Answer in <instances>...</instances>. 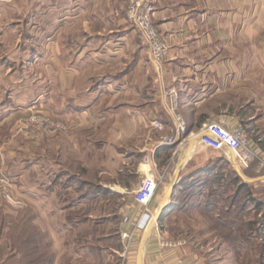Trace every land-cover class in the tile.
Here are the masks:
<instances>
[{"label":"crops","instance_id":"0c3cea01","mask_svg":"<svg viewBox=\"0 0 264 264\" xmlns=\"http://www.w3.org/2000/svg\"><path fill=\"white\" fill-rule=\"evenodd\" d=\"M152 3L153 22L170 49L164 66V85L179 91L180 113L187 122L189 135L198 134L205 125L216 121L222 120L228 129L244 124L249 126L247 132L253 149L264 152V75H258L257 71V49L264 47V0H152ZM25 9L27 37L53 53L49 61L45 59L46 52L39 56L43 76H38L34 83L25 76L0 75V130L11 126L24 110L22 107L37 102L51 113L56 111L71 126L58 143V154L69 149L79 157L84 156L77 152L78 143L83 140L81 137L78 140L75 134L91 129L93 139L84 142L94 144L95 151L101 149L99 144H108L112 149L122 137V144L138 141L132 147L137 151L132 149L121 156L124 164L132 161L128 167L138 176L139 186L145 176L140 166L153 151L158 173L165 176L161 185L169 183L167 191L176 180L193 174L185 163L193 153L194 137L186 150L181 149L177 155L175 146L161 144L164 138L173 136L175 123L165 109L159 75L149 50L127 21L124 0H25ZM99 106H105L101 119L95 118ZM155 121L161 122L164 130L154 128ZM103 127L109 131L104 139H99L97 130ZM118 129L127 130L121 136ZM145 129L157 130L158 134L153 139L150 130ZM69 133L74 137H66ZM51 141L50 138L42 141L47 153ZM11 148L4 151L0 144V175L11 166L15 155ZM46 157L33 160L28 171L38 168ZM107 157L105 154L108 160ZM195 157L199 160L197 154ZM255 163L264 169L260 162ZM129 169L127 172L132 171ZM203 169L201 166L199 170ZM45 175L47 181L40 183L33 177L26 189L33 193L28 197L31 202L43 200V211L57 182H68V188L74 191L87 192L93 184L101 186L70 171L63 170L54 179L50 172ZM111 175L100 171V177ZM114 186L116 193L128 191L122 185ZM65 189L63 185L62 190ZM158 193L159 189L151 204L154 216L166 195L159 197ZM127 209V216L134 213L137 217L140 211H134V203ZM152 225L139 231L137 251L133 249L125 255L124 250L82 249L77 254L95 259L107 254L105 264H114L116 257L125 264H139L140 260L142 264H199L182 250L162 248L161 235Z\"/></svg>","mask_w":264,"mask_h":264},{"label":"rangeland","instance_id":"374dc122","mask_svg":"<svg viewBox=\"0 0 264 264\" xmlns=\"http://www.w3.org/2000/svg\"><path fill=\"white\" fill-rule=\"evenodd\" d=\"M25 13V0H0V75L25 76L35 82L38 76H43L39 56L46 52L45 59L49 61L53 50L40 48L27 37ZM129 25L133 27L130 23ZM257 50L258 75H264V47ZM32 59L36 63L30 61ZM154 68L161 75L155 66ZM99 107L101 108L97 110L95 118L101 119L104 117L105 106ZM37 108L56 121L63 120L56 111L51 113L44 104L36 102L22 107L24 110L13 120L11 126L0 130L3 131L0 144L4 151L8 152L13 146L15 154L13 161H10L11 166L7 165L9 169L3 174L13 182L15 196L22 198L24 202V206L18 209L0 198V264H105L107 254H100L96 260L77 252L82 249H115L125 252L121 232L127 217V207L133 205L134 191L139 188L140 181L132 168L128 167L132 161H125L124 164L121 155L132 149L137 151L132 147L137 146L138 141L122 144V137L112 149L108 144H99L100 151H95L94 144L84 142L87 138L93 139L90 138V129L74 133L78 140L79 137L83 140L82 144L78 143L77 152L84 156L79 157L69 149L58 154L59 141H63V136L71 129L69 122L62 121L67 125V130L54 131L36 142H31L20 133L22 123L31 117L30 109ZM241 125L252 141L247 132L249 126ZM145 130L148 132L150 129ZM108 131L107 127L98 129L97 138L104 139V134ZM123 131L118 129L117 132L121 135ZM149 132L153 139L158 134L157 130ZM66 137L74 135L69 133ZM45 138L52 139L49 153L43 149L42 141ZM173 150L176 151L177 147H173ZM105 154L108 160L105 159ZM111 155L115 157L109 160ZM43 156L47 157L40 160V166L28 171L27 167L32 161ZM195 156L193 149L190 157L195 159L187 165V168L193 169V173L201 169V166L211 169L198 177L195 181L197 184L186 188L177 196L178 203L162 222L156 221L160 211L156 213L152 228L157 222L162 248L182 250L199 264H264V169H260L256 163L247 170L240 168L245 178L251 181L247 182L251 185L248 187L249 195L246 190L240 189L242 181L234 174L232 153L200 149L197 155L199 160ZM221 159H227L230 163L219 162ZM127 169L132 171L127 172ZM63 170L80 173L82 179L101 186L95 187L93 184L87 192L74 191L68 188L67 180V183L57 182L55 192L50 193L51 199L47 201L48 206L43 211V200L37 199V203H34L28 199L33 194L30 190L26 191L30 187V180L34 177L42 183L47 181L44 177L47 172L54 179ZM102 170L112 175L100 177ZM119 170H123V173H119ZM120 175H123L122 180ZM256 180L259 181L255 182ZM63 185L66 186L65 191L62 190ZM114 185H122L128 191L119 190L120 193H116ZM168 186L169 183L160 186L159 197L164 196ZM255 201L260 202L261 206H256ZM59 209H64L65 212L58 213ZM139 243L140 240H136L132 250L137 251ZM176 243H181V246L173 247ZM122 263L123 261L115 258L114 264Z\"/></svg>","mask_w":264,"mask_h":264},{"label":"built area","instance_id":"2783aa9c","mask_svg":"<svg viewBox=\"0 0 264 264\" xmlns=\"http://www.w3.org/2000/svg\"><path fill=\"white\" fill-rule=\"evenodd\" d=\"M126 4V16L128 22L138 32L140 38L149 49L150 59L158 69L160 86L162 90L165 109L175 123L173 136L166 137L161 141L162 145L177 146V152L187 147L194 137V150L198 155L200 149H208L216 153H232L238 165L242 169H248L253 163L260 162L264 167V152L253 149L250 138L247 137L241 126L231 129L225 127L224 122L216 121L205 125L198 134L189 135L188 125L185 118L180 113L181 102L179 91L175 87L164 85L163 69L170 57V49L162 38L158 28L153 22L152 0H124ZM37 109H30L31 117L27 122L22 123L20 133L31 142L38 141L44 135L54 131H64L68 127L62 121H56L46 113L43 114ZM153 127L159 131L164 130V125L155 121ZM152 155H147L140 170L145 175L139 188L134 191V211L140 210L138 216H127L124 221L125 229L121 232V237L125 245V255L132 250V246L138 237L139 231L147 229L155 221V216L151 211L158 189L163 183L164 174L158 173L157 165ZM192 158L189 157L185 166ZM13 182L4 174L0 175V198L9 202L12 206L20 209L24 206L22 198L15 196ZM127 227H130L127 228ZM154 230L159 232L158 224L155 223ZM181 243H176L173 247H179ZM122 264H125L123 261Z\"/></svg>","mask_w":264,"mask_h":264},{"label":"trees","instance_id":"16d2710c","mask_svg":"<svg viewBox=\"0 0 264 264\" xmlns=\"http://www.w3.org/2000/svg\"><path fill=\"white\" fill-rule=\"evenodd\" d=\"M222 161H225L226 163H230V161H228L227 159H221L219 162H222ZM218 162V163H219ZM211 168L207 167V168H204L203 170H199V171H196L194 172L193 174H191L189 177L185 178L184 180H182L176 187L174 193H173V197H172V204L171 206L165 211V213L163 214L162 218H161V222L164 220V217L169 214L170 212L173 211V208H174V205H176L178 203V200L176 199L177 196H179L182 192L185 191L186 188H190L192 187L193 185L197 184V181L198 180V177L201 175H203L204 173H207L210 171ZM234 174L236 177H238L242 182L241 184V187L240 189L242 190H246L247 193L250 195V192H249V189L248 187H250L251 185H248L247 182H245L241 177L240 175H238L237 171H235L234 169ZM256 206L260 207L261 206V203L260 202H256Z\"/></svg>","mask_w":264,"mask_h":264},{"label":"water","instance_id":"95a60500","mask_svg":"<svg viewBox=\"0 0 264 264\" xmlns=\"http://www.w3.org/2000/svg\"><path fill=\"white\" fill-rule=\"evenodd\" d=\"M234 156H232L231 162L233 163L237 173L240 175V177L245 181V182H251L250 180H247L245 178V176L243 175V171L240 169L241 167L238 165L237 161L235 158H233ZM183 180V178L176 180L169 188V190L167 191L166 195H165V199L164 202L161 206L160 212L158 214L157 217V222L161 220L163 214L165 213V211L171 206L172 204V197H173V193L177 187V185ZM156 222V223H157ZM139 264L141 263V260L139 261Z\"/></svg>","mask_w":264,"mask_h":264},{"label":"bare ground","instance_id":"6f19581e","mask_svg":"<svg viewBox=\"0 0 264 264\" xmlns=\"http://www.w3.org/2000/svg\"><path fill=\"white\" fill-rule=\"evenodd\" d=\"M234 158V157H233Z\"/></svg>","mask_w":264,"mask_h":264}]
</instances>
